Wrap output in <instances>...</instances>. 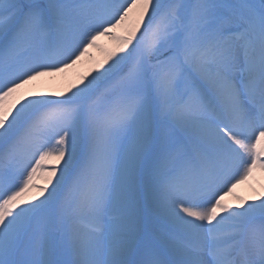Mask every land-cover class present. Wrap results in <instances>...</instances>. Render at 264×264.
<instances>
[{"label": "snow or ice", "instance_id": "1", "mask_svg": "<svg viewBox=\"0 0 264 264\" xmlns=\"http://www.w3.org/2000/svg\"><path fill=\"white\" fill-rule=\"evenodd\" d=\"M257 170L264 0H0V264H264Z\"/></svg>", "mask_w": 264, "mask_h": 264}, {"label": "bare ground", "instance_id": "2", "mask_svg": "<svg viewBox=\"0 0 264 264\" xmlns=\"http://www.w3.org/2000/svg\"><path fill=\"white\" fill-rule=\"evenodd\" d=\"M115 34L123 35V28L115 30ZM102 41L106 44L104 48H106L107 50H111L116 47V41L112 40L108 36H103ZM104 57L105 52H99L97 55L92 56L93 61L83 60L64 73L44 76L38 81L34 82L33 85H29L28 87H34L36 90L43 92H52L58 89H63L67 87L69 83L77 80L82 74L88 73L89 70L92 69L94 65H96V63L102 62L104 60ZM46 172V170L40 169L37 172V175L34 177L33 183L43 186V184L45 183L44 173ZM36 179L39 180L36 181ZM33 191H36V189H33ZM261 191H264V172H260L259 170H257L253 178L238 185L235 192L231 195L226 196L225 200L230 204H235L237 202L235 199L236 195L248 198L256 195Z\"/></svg>", "mask_w": 264, "mask_h": 264}, {"label": "rangeland", "instance_id": "3", "mask_svg": "<svg viewBox=\"0 0 264 264\" xmlns=\"http://www.w3.org/2000/svg\"><path fill=\"white\" fill-rule=\"evenodd\" d=\"M102 40H103V37H100L99 40L97 41V43H98V45H99L100 47H99V48H97V47L91 48V49L89 50V54L86 55L85 57H83L81 61H83V60L93 61L92 56L97 55L99 52H105V51H107V49L104 48L106 44L103 43ZM81 61H80V62H81ZM96 64H97V63H96ZM41 78H42V77H41ZM43 170L48 171L47 168H43ZM38 171H39V170H38ZM37 180H39V179H36V181H37Z\"/></svg>", "mask_w": 264, "mask_h": 264}]
</instances>
